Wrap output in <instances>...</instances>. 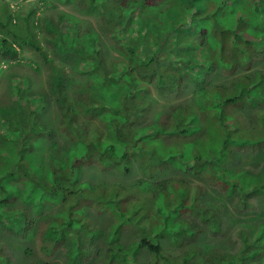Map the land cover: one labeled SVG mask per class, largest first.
Here are the masks:
<instances>
[{"label":"trees","instance_id":"trees-1","mask_svg":"<svg viewBox=\"0 0 264 264\" xmlns=\"http://www.w3.org/2000/svg\"><path fill=\"white\" fill-rule=\"evenodd\" d=\"M98 15L107 20L96 23ZM24 49L40 56L34 69H48L45 82L32 85L30 74L14 69ZM3 63L0 234L33 238L45 260L14 258L15 247L0 241V264L81 263L82 233L96 234L86 207L118 213L119 229L109 238L103 231L110 244L96 264H140L136 248L112 242L144 216L152 219V239L139 242L150 252L147 264H264L256 260L264 248V0H0V76ZM155 139L173 149L169 169L205 178L240 210L252 208L256 221L239 230L236 251L190 245L172 256L162 249L161 236L177 246L193 234L181 211L214 235L227 233L220 203L199 201L201 184L174 176L115 189L83 178L89 168L129 174L131 159L143 161L138 142L150 140L151 154ZM245 154L252 159L240 165ZM142 169L154 174L152 165ZM145 185L150 202H133L141 212L128 208L126 188Z\"/></svg>","mask_w":264,"mask_h":264},{"label":"rangeland","instance_id":"rangeland-1","mask_svg":"<svg viewBox=\"0 0 264 264\" xmlns=\"http://www.w3.org/2000/svg\"><path fill=\"white\" fill-rule=\"evenodd\" d=\"M20 2L23 4H27L28 0H20ZM57 5L61 6V10L69 12L74 17H80L82 19L86 18V15L81 13L79 14L76 10L72 8L71 5ZM95 17L96 18H90L94 19L96 23H101L107 20V18L103 19L101 15ZM111 50L113 53L117 54L116 50H113V48H111ZM15 62L16 66L14 67V69L17 70L18 75L30 74L32 79V85H37V83L45 82L44 80L47 78L48 69L45 66H42L41 70L38 73V71L33 68L36 66V64H41L40 56L33 49H24L23 51H21L19 54H17ZM1 66L3 70L1 72L2 75L0 76V101L5 98L6 86L8 82L7 76L3 72L4 69H7L8 67L6 63H3ZM50 106H53L52 101L50 102ZM49 110L52 112L53 115L55 114L54 107H49ZM208 133H210V131H207L206 134L202 137V140L206 142V145L208 144ZM155 141L156 145L153 141H151V146L154 149L151 154L148 151L145 152V150L149 149L148 146H150V140L147 142H138L139 148L143 149V151L139 155V157L143 159V161H141L139 165V162L136 159H131V172L129 174H121L117 172L113 173V171L107 170L99 171L96 169L89 168L83 171V178L85 180L86 178H88L90 180L89 182L91 183L90 185L92 186L103 183L107 187L115 186V189H119L122 186L130 187L131 185L140 180L148 182L150 185H155L166 180L169 177L174 176L184 177L185 180L189 181L192 185L201 184L203 186V192L199 201L204 206H212V204H215L216 202L220 203V205L224 208L227 216V233L225 234V236L214 235L210 232L208 225L204 224L203 221H201V219L194 213H192L190 210L181 211L182 219L192 225L193 234L187 238L186 236L182 237V243L177 246L172 245L168 241L167 236H161L159 238V241L162 246V249L166 252V254H171L172 256H174L176 252H179L183 248H187L190 245H195L197 251H208L212 248L219 249V247L223 248L224 251L228 252L232 250L236 251V249L241 245L240 239L237 235L239 230H241V228L247 226L248 224L252 225L256 221V219L251 220L252 215L255 214L252 208L247 211H244V209L240 210L239 207H241V203H239L238 201L237 203H235V200L233 198L221 197L217 191V188L211 185L205 178H200V176L198 175L195 176L187 172H179L175 168L169 169L168 164L171 158L169 157V152L173 149L171 146L167 145L164 142H160L158 139H155ZM251 159L252 158L250 154L242 155L240 159V165H244L247 162L249 163ZM142 165H148V167L152 165V168L154 169V174L151 175L152 170L150 169H142ZM148 190L149 187L146 185L136 187V189L134 190L126 188L125 195H128V197L126 198L127 201H125L124 199L123 201L126 202L125 204H127V206L128 204L130 205V207H133V205H135L134 209L136 210V212H141L142 209L139 210L138 205L134 203L136 202L144 205L148 204V202H150V194ZM160 195H162L161 192L158 194V196ZM134 197L139 198V201H137ZM142 208L144 209V207ZM113 209L115 211V208ZM45 211H47V208H45ZM101 211L102 212L95 213L91 211L88 207L85 208V214L87 215V217L90 218V222L93 228L96 229V234L92 239H89L87 235L82 233L81 241L82 246L84 248V252L86 253V259L82 260L79 264H96L95 260L98 256V251L104 249L110 244V242L107 241L106 237L109 238V234L111 231L119 229L118 227H114V225L116 224L115 219L116 217H118V213L112 211L109 207L104 208V210ZM138 216L139 214L136 217ZM150 220L152 219L147 216H144V218L140 219L138 222L137 219L134 218L130 223H125L119 232L118 239L112 242V244L120 245L121 247L123 246L126 252H131L136 248V258L139 259L140 264H147L151 259V255L148 249L143 246H139L141 238L145 235L149 239H152L153 237V235H151L152 224H150ZM253 226H256V224H254ZM104 230H110L106 234V237L103 236ZM90 233H92V231H90ZM0 241L4 244H8L6 245L7 249H9L10 246L15 247V254L12 253V256L14 258L21 257L22 260H24L26 257H31L35 259H40L44 263L43 260L45 259L39 256L40 253H38V249H42L38 247L37 243L33 238L20 239L5 233V235L0 234ZM87 247H89L90 252L88 251ZM27 249H29L30 252L26 253ZM260 250H262V254L258 255L256 260H261L262 257L264 258V248ZM61 254L62 248L60 249V251L55 252L51 259L46 258V260L48 261L50 259L51 261L57 262L58 260H60V257L62 256Z\"/></svg>","mask_w":264,"mask_h":264},{"label":"clouds","instance_id":"clouds-1","mask_svg":"<svg viewBox=\"0 0 264 264\" xmlns=\"http://www.w3.org/2000/svg\"><path fill=\"white\" fill-rule=\"evenodd\" d=\"M34 68V67H33Z\"/></svg>","mask_w":264,"mask_h":264}]
</instances>
